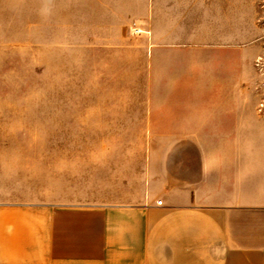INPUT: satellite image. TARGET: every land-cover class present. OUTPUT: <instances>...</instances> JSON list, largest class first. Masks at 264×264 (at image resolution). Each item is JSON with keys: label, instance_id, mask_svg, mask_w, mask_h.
Segmentation results:
<instances>
[{"label": "crops", "instance_id": "1", "mask_svg": "<svg viewBox=\"0 0 264 264\" xmlns=\"http://www.w3.org/2000/svg\"><path fill=\"white\" fill-rule=\"evenodd\" d=\"M204 2L102 0V47L145 24L150 67L178 72L172 87L188 95L129 114L130 136L149 138L143 160L102 165L97 197L0 193V264H264V116L243 97L197 95L219 66L169 64L172 46L197 39Z\"/></svg>", "mask_w": 264, "mask_h": 264}, {"label": "rangeland", "instance_id": "2", "mask_svg": "<svg viewBox=\"0 0 264 264\" xmlns=\"http://www.w3.org/2000/svg\"><path fill=\"white\" fill-rule=\"evenodd\" d=\"M203 8L202 24L188 26L197 39L171 47L170 68L219 66L213 89L197 95L243 97L264 116V0ZM134 24L102 47V0H0V193L97 197L102 165L143 160L149 138L130 136L125 119L141 118L149 98L188 93L172 87L178 72L153 71L145 24Z\"/></svg>", "mask_w": 264, "mask_h": 264}, {"label": "built area", "instance_id": "3", "mask_svg": "<svg viewBox=\"0 0 264 264\" xmlns=\"http://www.w3.org/2000/svg\"><path fill=\"white\" fill-rule=\"evenodd\" d=\"M133 33H139L141 30L134 24V27L132 28ZM158 204H160V201H157Z\"/></svg>", "mask_w": 264, "mask_h": 264}]
</instances>
